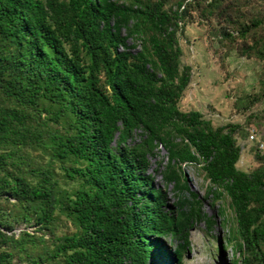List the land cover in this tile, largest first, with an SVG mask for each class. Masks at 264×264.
<instances>
[{
	"label": "trees",
	"instance_id": "1",
	"mask_svg": "<svg viewBox=\"0 0 264 264\" xmlns=\"http://www.w3.org/2000/svg\"><path fill=\"white\" fill-rule=\"evenodd\" d=\"M192 7L0 0V264H184L195 224L214 225L187 163L230 197L229 240L241 264H264V165L237 167L239 124L215 127L179 106L191 80L180 34ZM251 29L244 22L220 37ZM160 145L167 162L150 172ZM155 171L173 186L176 205L156 187ZM64 220L72 231L59 234ZM21 222L37 230L15 233ZM165 236L178 241L174 252Z\"/></svg>",
	"mask_w": 264,
	"mask_h": 264
},
{
	"label": "rangeland",
	"instance_id": "2",
	"mask_svg": "<svg viewBox=\"0 0 264 264\" xmlns=\"http://www.w3.org/2000/svg\"><path fill=\"white\" fill-rule=\"evenodd\" d=\"M179 1L167 0V7H175ZM184 1H192L193 5L189 21L184 22V31L180 34L182 61L191 66V80L179 106L184 111H200L215 127L239 124L235 133L241 147L237 167L251 172L264 165L263 150L257 142L250 141L248 134L249 128L254 127L264 141V54L259 53L264 52V0H224L213 15L205 11L211 0ZM229 16L236 18L234 24ZM257 21L262 23L252 26ZM244 22L252 27L246 37H220L226 27L233 28ZM251 46L254 49H249ZM156 151L157 156L151 157L150 172L160 167L159 162L162 165L167 162L166 149L160 145ZM183 168L191 190L201 198L202 211L214 217L211 228L202 220L191 230L184 264H234L235 259L241 264L244 254L236 248V238L229 240L236 224L230 197L218 196L201 165L187 163ZM155 178L156 187L166 191L169 204L176 205L178 197L173 186L167 185L156 171ZM25 229L34 232L37 226L21 222L16 224L14 232L19 234ZM63 231H72L67 221L58 228L59 234ZM161 240L171 252L175 251L178 241L173 237L165 236ZM166 261L160 258L157 264H169Z\"/></svg>",
	"mask_w": 264,
	"mask_h": 264
},
{
	"label": "built area",
	"instance_id": "3",
	"mask_svg": "<svg viewBox=\"0 0 264 264\" xmlns=\"http://www.w3.org/2000/svg\"><path fill=\"white\" fill-rule=\"evenodd\" d=\"M248 131L250 141L257 142V146H259V148L264 152V141L258 137L256 129L254 127H250Z\"/></svg>",
	"mask_w": 264,
	"mask_h": 264
}]
</instances>
